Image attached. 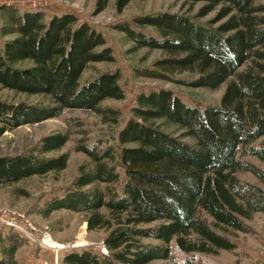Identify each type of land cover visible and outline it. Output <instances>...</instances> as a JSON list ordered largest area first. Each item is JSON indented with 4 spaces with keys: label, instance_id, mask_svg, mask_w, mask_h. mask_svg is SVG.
<instances>
[{
    "label": "trees",
    "instance_id": "1",
    "mask_svg": "<svg viewBox=\"0 0 264 264\" xmlns=\"http://www.w3.org/2000/svg\"><path fill=\"white\" fill-rule=\"evenodd\" d=\"M130 0H115L121 12ZM202 1L203 16L218 7L216 27L197 24L174 13L147 14L139 21L154 26L159 36L118 24L137 47L162 49L168 53L163 67L196 72L192 86L215 89L226 83L217 104L203 109L191 107L170 92L140 94L134 114L118 132L120 148L99 150L96 144L78 143L77 151L93 162L81 165L70 186L47 204L55 209L85 212L87 230L104 229L107 254L93 249L63 253L64 264H146L170 258V242L189 256L179 264H201L197 253L217 254L236 247L232 233L245 232V220L256 212L264 214V193L258 186L242 182L235 174H262L238 158L240 152L264 162V145L250 146L264 137V32L262 18L254 15L253 0ZM109 0H95L94 12H102ZM40 15L24 12L17 24L18 36L0 47V85L27 94L50 96L51 104L0 101V137L26 124L59 117L64 109L101 112L107 98L122 99L118 70L105 71L79 85L90 62H111L112 50L103 35L72 13L52 15L48 22ZM213 24V23H212ZM264 31V30H263ZM98 47H101L97 50ZM251 66L239 70L247 61ZM30 60L25 68L14 66ZM164 118L184 128L182 141L145 120ZM67 133L50 132L40 138L38 154L60 149ZM126 144H135L126 146ZM34 151V152H35ZM118 159L124 170L120 195L108 193L96 183H113L119 175L108 160ZM68 154L42 157L32 152L0 156V186L32 175L65 169ZM101 208L107 214L100 212ZM151 238L158 243H144ZM18 245L12 240L0 247V264H15ZM168 264V263H164Z\"/></svg>",
    "mask_w": 264,
    "mask_h": 264
},
{
    "label": "rangeland",
    "instance_id": "2",
    "mask_svg": "<svg viewBox=\"0 0 264 264\" xmlns=\"http://www.w3.org/2000/svg\"><path fill=\"white\" fill-rule=\"evenodd\" d=\"M115 0H109L106 8L94 12L95 0H0V47L6 40L13 39L19 34L17 24L24 12H34L40 15L43 22H48L54 14L72 13L78 22H85L91 28L99 31L105 38L107 46L112 50L114 60L111 62H90L83 70L79 85H82L98 74L118 70L124 97L122 99L107 98L99 103L101 112L88 109H64L59 117L19 126L6 131L0 137V156L32 152L42 157H55L62 153L68 154L65 169L57 172H48L44 175H32L17 182L0 186V215L6 219L13 217L19 226L32 234L22 232L20 229L10 228L0 223V247L13 241L18 245L15 253V264H54V252L40 244L50 247L69 245L58 254V263H62L63 253L70 250L93 249L103 254L101 249L103 238L107 234L104 229L87 230L85 212L67 209H55L45 213L47 204L62 194L71 184L77 174L78 168L84 165L92 168L93 162L89 156L76 150L78 143L96 144L99 150L111 148L116 152L120 148L118 132L129 118L142 120L134 114L138 107L137 98L140 94H149L165 90L179 98L185 104L203 109L207 105L217 104L224 91L226 83L211 89L208 87L192 86L190 81L196 77V72L178 68L163 67L161 60L167 58L168 53L162 49L137 47L128 35L117 28L118 24L130 27L132 30L153 36H159V31L152 25L141 24L140 19L147 14L160 12L174 13L185 16L197 24L206 27H216L220 22L215 21L217 8L206 15L200 16L199 9L205 4L202 1L190 2L185 0H130L121 12H116ZM253 6L258 7L254 15L262 18L264 22V0H253ZM213 23V24H212ZM264 32V23L258 26ZM101 47H98L100 49ZM257 50L264 51V46ZM253 58L247 61L239 70L254 66ZM30 60H22L14 64L17 68L30 67ZM0 101L8 103L51 104L50 96L44 94H27L18 92L0 85ZM159 129L178 136L182 141L194 144V139L184 136V128L170 123L164 118L145 120ZM50 132L67 133L69 138L58 150L38 154L35 148L40 138ZM135 144H126L134 146ZM264 145V137L251 143L250 146L259 148ZM35 151V152H34ZM238 158L252 164L262 174L256 177L248 171L237 172L235 176L242 182L254 184L264 193V162L258 157L240 152ZM114 166L119 179L113 183H96L100 189L108 193L120 195L124 182V170L118 159L108 160ZM100 212L107 214L105 208ZM245 232H234L232 237L236 244L233 250H220L217 254L197 253L194 261L201 264H264V214L256 212L252 218L244 221ZM38 239V240H37ZM83 240L86 244L76 245ZM144 243H158L151 238H143ZM189 258L187 254L178 249L175 240L170 242V258L167 260H152L146 264H179Z\"/></svg>",
    "mask_w": 264,
    "mask_h": 264
},
{
    "label": "built area",
    "instance_id": "3",
    "mask_svg": "<svg viewBox=\"0 0 264 264\" xmlns=\"http://www.w3.org/2000/svg\"><path fill=\"white\" fill-rule=\"evenodd\" d=\"M0 223H2V224L4 223V224H6L8 227H10V228L20 229L22 232L27 233L28 235L32 236L31 233H29V232L23 230V229L19 226L18 221H16V219H14L13 217H11L10 219H6L4 216L0 215ZM47 236H48V235H44V236H42V238H41V240H40L39 242H40V244H41L42 246H44L46 249L48 248V249H50V250H52V251L54 252V259H53V262H54V264H57V263H58V254H59V252L62 251V250H64V249L69 248V245H60V244H58L57 247H50V246H48L46 243H43V240H44L43 238H44V237H47ZM32 237H33V236H32ZM48 237H49V236H48ZM33 238H35V237H33ZM49 238H50V237H49ZM35 239H36V238H35ZM37 240H38V239H37ZM101 251H102L103 254H107V250H106L105 246L102 247ZM45 264H46V263H45Z\"/></svg>",
    "mask_w": 264,
    "mask_h": 264
},
{
    "label": "bare ground",
    "instance_id": "4",
    "mask_svg": "<svg viewBox=\"0 0 264 264\" xmlns=\"http://www.w3.org/2000/svg\"><path fill=\"white\" fill-rule=\"evenodd\" d=\"M81 244H86V243H84L83 240H80V241H77V242H76V245H81ZM57 246H58V243H57ZM57 246H56V247H57Z\"/></svg>",
    "mask_w": 264,
    "mask_h": 264
}]
</instances>
